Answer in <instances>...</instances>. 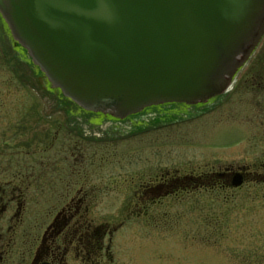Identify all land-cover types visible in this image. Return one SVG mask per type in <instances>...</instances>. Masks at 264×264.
Segmentation results:
<instances>
[{
    "label": "rangeland",
    "instance_id": "rangeland-1",
    "mask_svg": "<svg viewBox=\"0 0 264 264\" xmlns=\"http://www.w3.org/2000/svg\"><path fill=\"white\" fill-rule=\"evenodd\" d=\"M256 51H264V35ZM61 94L0 15V182L31 172L88 182L90 216L107 226L103 245L110 249L96 264H264V184L220 187L198 178L216 179L223 166L263 157L264 123L251 117L249 99L236 103L232 89L226 99L152 105L119 120L74 112ZM193 176L198 181L191 185ZM169 180L179 181L177 193L170 185L150 188ZM53 183L24 190L20 199L14 192L17 200L1 212L0 225L41 227V233L60 206L63 185Z\"/></svg>",
    "mask_w": 264,
    "mask_h": 264
},
{
    "label": "water",
    "instance_id": "water-1",
    "mask_svg": "<svg viewBox=\"0 0 264 264\" xmlns=\"http://www.w3.org/2000/svg\"><path fill=\"white\" fill-rule=\"evenodd\" d=\"M0 15L51 87L117 119L223 93L264 35V0H0Z\"/></svg>",
    "mask_w": 264,
    "mask_h": 264
},
{
    "label": "flooded vegetation",
    "instance_id": "flooded-vegetation-1",
    "mask_svg": "<svg viewBox=\"0 0 264 264\" xmlns=\"http://www.w3.org/2000/svg\"><path fill=\"white\" fill-rule=\"evenodd\" d=\"M247 63L250 64L246 65ZM55 89L59 90L58 88ZM232 89L234 96L236 95V103L245 101L244 98L249 99V103L246 105L250 107V110L254 109L251 117H259L260 123H264V51H261L259 55L255 49L237 70L229 87L222 93L225 99L230 95ZM246 90L250 91L251 96H248L249 98L244 97L247 95ZM64 97L62 95V99ZM67 100L73 103L70 107L74 112L84 110L69 98ZM261 138L263 140L260 139L259 142L264 146V130ZM235 172L241 173L242 183L233 187L238 188L246 182L252 181L264 184V155L250 165L223 166L215 175L216 181L224 186H232V175ZM30 174L32 175L33 172ZM31 175L22 179L9 178L0 182V218L1 212L6 210L8 203L17 200L14 192H20L18 194L20 199L21 193L32 187L34 190H47L38 184L41 185L49 181L51 183L60 181L63 185L58 193L60 196L59 209L41 233H39L41 227L30 229L16 224L0 225V264H69V260L96 264L94 262L96 261V245L93 235L96 230V223L90 216L94 193L91 185H87L88 182H82L79 177L53 179L32 177ZM204 176L208 177V175ZM192 179L189 177V180ZM144 193L145 191L142 190L141 193L136 194L137 197H141ZM62 202L64 203L62 204ZM56 207L53 206L52 208L55 209ZM51 211H49V215ZM87 216H90L89 219ZM37 229L39 230L37 231ZM106 233L107 231L104 232V235Z\"/></svg>",
    "mask_w": 264,
    "mask_h": 264
},
{
    "label": "trees",
    "instance_id": "trees-1",
    "mask_svg": "<svg viewBox=\"0 0 264 264\" xmlns=\"http://www.w3.org/2000/svg\"><path fill=\"white\" fill-rule=\"evenodd\" d=\"M25 50V49H24ZM25 52H26V50H25ZM208 175V177L211 179V180H215L216 181V179H213V177H210V176H212V174H207ZM204 175H203V173H202V176H200V177H198L199 179L200 178H202ZM193 179L191 180V185H194V183H196L195 181H198L197 179V177L196 176H193L192 177ZM215 178V177H214ZM172 180H169V182H167L166 181V183H162V182H158V183H156L155 185H153V186H150V188H154L155 190L156 189H159V188H161L162 186H166V185H170V186H172L173 188H169L168 189V191L169 192H173V193H177L178 192V190H179V188H174V186H175V184L176 183H178L177 185H179V181H173L174 183H172L171 182ZM216 183H218L217 181H216ZM176 185V186H177ZM219 186L220 187H226V186H224V185H222V184H220L219 183ZM178 189V190H177ZM145 191V190H144ZM177 191V192H176ZM136 196H137V194H136ZM138 198V197H137ZM105 231H107V233H108V230H107V226L106 225H97L96 224V230H95V232H94V239H95V245H96V256L97 257H99L101 254H102V250L103 249H105L106 250V252H110V249H109V245H106L105 247H104V245H103V236H104V232Z\"/></svg>",
    "mask_w": 264,
    "mask_h": 264
}]
</instances>
